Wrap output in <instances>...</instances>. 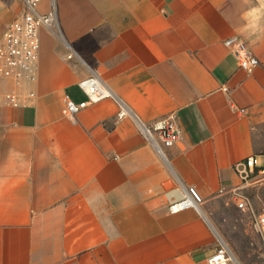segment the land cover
I'll return each instance as SVG.
<instances>
[{
	"label": "crops",
	"instance_id": "0c3cea01",
	"mask_svg": "<svg viewBox=\"0 0 264 264\" xmlns=\"http://www.w3.org/2000/svg\"><path fill=\"white\" fill-rule=\"evenodd\" d=\"M55 4L60 30L40 29L36 80L0 79V264H208L233 165L264 151V0ZM23 8L0 0V42ZM233 35L259 58L251 71L225 44ZM92 72L142 120L176 119L167 158L112 98L67 117L63 94L85 99L78 81ZM14 89L22 105L7 102ZM182 184L202 211L169 210Z\"/></svg>",
	"mask_w": 264,
	"mask_h": 264
},
{
	"label": "built area",
	"instance_id": "2783aa9c",
	"mask_svg": "<svg viewBox=\"0 0 264 264\" xmlns=\"http://www.w3.org/2000/svg\"><path fill=\"white\" fill-rule=\"evenodd\" d=\"M21 1L23 10L9 22L0 42V79L10 80L15 88L22 87L27 81L36 80L41 47L40 29L47 27L60 30L55 0H50L47 10L40 8L45 0ZM224 42L237 57L239 65L247 71L260 63L257 55L241 37L233 35ZM78 86L85 93V99L76 101L68 93L62 96L65 114L72 120H76L78 113L88 105L112 98L119 105L118 117H132L140 133L164 158H167L166 148L175 145L183 137L181 125L172 116H163L152 121L139 118L99 73H90L78 81ZM35 95L34 91H29L25 97ZM23 98L24 95L15 89L6 93L7 102L12 106L22 105ZM233 168L239 183L223 188L222 192H231L238 207L244 209L248 207V198L242 191L252 179L264 174V151L252 153L236 161ZM204 201L205 198L195 185L182 184L180 197L170 202L169 210L176 212L193 207L202 211ZM255 228L264 235V211L256 216ZM233 263L234 256L224 242H219L218 247L208 257V264Z\"/></svg>",
	"mask_w": 264,
	"mask_h": 264
},
{
	"label": "rangeland",
	"instance_id": "374dc122",
	"mask_svg": "<svg viewBox=\"0 0 264 264\" xmlns=\"http://www.w3.org/2000/svg\"><path fill=\"white\" fill-rule=\"evenodd\" d=\"M242 193L248 198L244 209L238 207L231 192L220 194L218 206L231 212L217 215L225 222L219 239L230 248L234 263L264 264V235L255 228L256 216L264 211V174L252 179Z\"/></svg>",
	"mask_w": 264,
	"mask_h": 264
}]
</instances>
